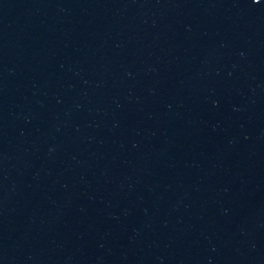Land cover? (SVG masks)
I'll return each mask as SVG.
<instances>
[{"label": "water", "instance_id": "95a60500", "mask_svg": "<svg viewBox=\"0 0 264 264\" xmlns=\"http://www.w3.org/2000/svg\"><path fill=\"white\" fill-rule=\"evenodd\" d=\"M0 264H264V0H0Z\"/></svg>", "mask_w": 264, "mask_h": 264}, {"label": "snow or ice", "instance_id": "6c2138e0", "mask_svg": "<svg viewBox=\"0 0 264 264\" xmlns=\"http://www.w3.org/2000/svg\"><path fill=\"white\" fill-rule=\"evenodd\" d=\"M256 2H259V0H256Z\"/></svg>", "mask_w": 264, "mask_h": 264}]
</instances>
